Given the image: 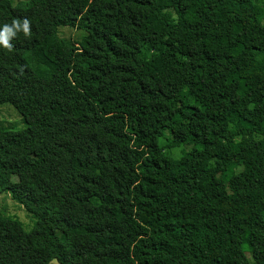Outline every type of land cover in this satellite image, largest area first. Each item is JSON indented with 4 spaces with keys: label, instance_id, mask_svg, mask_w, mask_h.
<instances>
[{
    "label": "trees",
    "instance_id": "1",
    "mask_svg": "<svg viewBox=\"0 0 264 264\" xmlns=\"http://www.w3.org/2000/svg\"><path fill=\"white\" fill-rule=\"evenodd\" d=\"M24 18L0 196L32 228L0 214V264H264V0H0Z\"/></svg>",
    "mask_w": 264,
    "mask_h": 264
},
{
    "label": "rangeland",
    "instance_id": "2",
    "mask_svg": "<svg viewBox=\"0 0 264 264\" xmlns=\"http://www.w3.org/2000/svg\"><path fill=\"white\" fill-rule=\"evenodd\" d=\"M24 1L28 0H13L15 4ZM59 34L60 37L64 39L75 41L80 40L85 33L70 27H61L59 29ZM182 35H184V33H182ZM0 126L13 131H21L25 127V124L16 109L9 104H5L0 106ZM167 142V138L162 140L164 145H166ZM189 149L190 148L177 147L169 150L168 154L175 159H179L182 153L184 151H188ZM65 176L74 183H80L89 176V173L84 168L72 167L65 172ZM0 214L11 216L19 220L27 231L32 228V222L27 218L26 213L20 209H17L16 205H14L5 195L0 196Z\"/></svg>",
    "mask_w": 264,
    "mask_h": 264
},
{
    "label": "clouds",
    "instance_id": "3",
    "mask_svg": "<svg viewBox=\"0 0 264 264\" xmlns=\"http://www.w3.org/2000/svg\"><path fill=\"white\" fill-rule=\"evenodd\" d=\"M20 33H23L26 38L31 37V21L28 18H24L23 20L13 19L11 23H5L0 28V48L12 52L14 48L12 41ZM51 264H56V262L52 261Z\"/></svg>",
    "mask_w": 264,
    "mask_h": 264
}]
</instances>
